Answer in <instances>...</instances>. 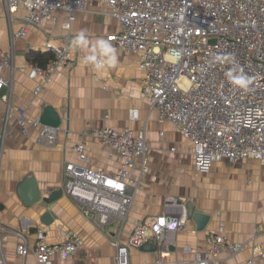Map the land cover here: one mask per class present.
Segmentation results:
<instances>
[{
    "label": "built area",
    "instance_id": "1",
    "mask_svg": "<svg viewBox=\"0 0 264 264\" xmlns=\"http://www.w3.org/2000/svg\"><path fill=\"white\" fill-rule=\"evenodd\" d=\"M1 1L9 19L19 7L25 10L23 23L12 35L9 47H0L1 102L8 105L11 95V80L3 72L13 64V40L24 37L30 26L42 21L55 23L58 11L65 13L62 28L66 34L59 44L46 41L39 49L51 53L52 58L44 66L28 62L27 77L37 81L33 91L37 96L55 71L78 62L70 49L71 25L76 12L95 5L118 23L119 31L107 39L138 56V66L144 73L142 91L150 107L191 143L194 169L206 173L217 161L252 159L258 161L264 175V0ZM241 79L246 86L236 82ZM12 116L7 107L0 117V159ZM130 116L137 118L138 111L131 109ZM14 117L21 133L29 127L38 129L36 144L49 148L56 145L57 128L42 124L39 117H29L26 109H17ZM86 136L108 147L110 158L117 161L114 172L87 164ZM73 151L84 163L65 164L64 194L98 227H105L113 219L123 224L148 169L144 134H133L128 128H91L79 135ZM173 201L168 198L166 205ZM185 223L184 211L166 212L138 223L126 245L113 243V264H130L128 248L140 247L150 239L165 250L167 235L183 229ZM14 234L18 238L16 253L24 259L31 248L21 233ZM45 234L44 229L36 231L31 251L35 264H52L54 255L68 259L82 244L76 233L66 229L60 230L57 243H48ZM205 242L203 252L186 248L194 255V264H225L220 258L223 253L231 258L244 248V243L231 242L221 227L208 232ZM251 246L247 259L230 264H264V244ZM0 264H5L1 252Z\"/></svg>",
    "mask_w": 264,
    "mask_h": 264
},
{
    "label": "crops",
    "instance_id": "2",
    "mask_svg": "<svg viewBox=\"0 0 264 264\" xmlns=\"http://www.w3.org/2000/svg\"><path fill=\"white\" fill-rule=\"evenodd\" d=\"M25 10L21 7L8 18L0 0V47L7 49L12 35L21 27ZM63 11L57 12V21H42L30 26L22 38L13 40V64L3 75L11 80L8 105L0 101V117L8 107L10 135L4 143L0 159V252L5 264H35L32 247L36 231H46V241H60L61 229L78 235L82 244L74 256L62 260L57 255L52 264H113L118 241L126 245L134 227L166 212L187 214V204L208 216L199 227L193 218L186 217L184 228L169 233L166 249L161 251L154 239L140 247H129L130 264H194V255L186 248L203 252L208 232L219 231L234 243H244L243 250L234 257L222 254L225 264L244 261L252 244H264V175L256 160L214 162L208 172H197L193 166L191 143L184 139L175 126L161 121L149 105L142 91L144 73L138 66V56L114 45L107 36L119 31L117 21L95 5L87 11L75 13L70 34L73 39L83 31L90 43L88 48L70 49L77 57L69 69L55 71L37 96L36 80L27 77L26 54L39 50L48 41L59 44L66 34L62 28ZM98 38L108 41L116 50V63L102 70L81 60ZM44 106L53 108L60 117L54 147L36 144L38 129L29 127L21 133L15 123L17 109L27 110L29 117H39ZM131 109L138 111L131 118ZM128 128L133 134L143 133L147 146V172L141 180L123 224L113 219L105 227H98L84 217L77 204L63 191L64 166L67 162L84 163L73 151L79 135L93 128ZM84 154L89 166L112 173L117 161L109 156L106 145L86 136ZM133 169L132 172H136ZM33 177L44 200L29 206L18 197L19 183ZM58 192L53 202L48 194ZM168 198L174 201L167 206ZM169 207V208H168ZM50 222H44V213ZM15 232L26 239L29 253L24 259L16 253L18 241ZM253 240V241H252Z\"/></svg>",
    "mask_w": 264,
    "mask_h": 264
},
{
    "label": "water",
    "instance_id": "3",
    "mask_svg": "<svg viewBox=\"0 0 264 264\" xmlns=\"http://www.w3.org/2000/svg\"><path fill=\"white\" fill-rule=\"evenodd\" d=\"M39 121L47 126L57 128L60 125V117L57 111H55L50 106H44L42 113L39 116ZM58 192L48 194L47 200L53 202ZM18 197L23 201L25 205H33L39 202L43 197L38 188V185L33 177H26L19 183V189L17 190ZM44 200V198L42 199ZM187 214L186 217H193L197 222L198 226L201 227L204 225L205 221L208 219V216L196 211L191 204H187ZM44 222L49 223L50 214L48 212L44 213ZM143 245V244H142ZM141 245V246H142Z\"/></svg>",
    "mask_w": 264,
    "mask_h": 264
},
{
    "label": "clouds",
    "instance_id": "4",
    "mask_svg": "<svg viewBox=\"0 0 264 264\" xmlns=\"http://www.w3.org/2000/svg\"><path fill=\"white\" fill-rule=\"evenodd\" d=\"M90 41L86 34L81 31L72 41L73 48H88ZM89 54H87L84 58L85 63H91L94 69L102 70L108 67H112L116 63V50L115 48L105 39L98 38L88 50ZM237 83L242 86H246V82L244 80H237Z\"/></svg>",
    "mask_w": 264,
    "mask_h": 264
},
{
    "label": "trees",
    "instance_id": "5",
    "mask_svg": "<svg viewBox=\"0 0 264 264\" xmlns=\"http://www.w3.org/2000/svg\"><path fill=\"white\" fill-rule=\"evenodd\" d=\"M51 58V53H45L40 50H30L26 54V59L28 62L36 63L41 66H44Z\"/></svg>",
    "mask_w": 264,
    "mask_h": 264
}]
</instances>
